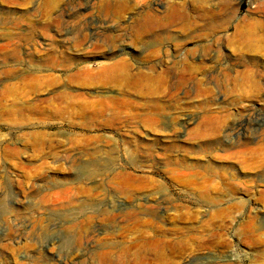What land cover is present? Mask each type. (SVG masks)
Segmentation results:
<instances>
[{"label": "rangeland", "instance_id": "obj_1", "mask_svg": "<svg viewBox=\"0 0 264 264\" xmlns=\"http://www.w3.org/2000/svg\"><path fill=\"white\" fill-rule=\"evenodd\" d=\"M173 1L0 0V264H264V49L236 53L264 0H182L196 23L135 44ZM214 41L232 65L175 85Z\"/></svg>", "mask_w": 264, "mask_h": 264}, {"label": "bare ground", "instance_id": "obj_2", "mask_svg": "<svg viewBox=\"0 0 264 264\" xmlns=\"http://www.w3.org/2000/svg\"><path fill=\"white\" fill-rule=\"evenodd\" d=\"M195 5L197 6V4L195 3L190 5L189 3L183 2L182 0H174L169 5H167L164 15L160 14L161 11H159V8H152L151 6L148 9L138 12L132 22L133 24H136V28H137L136 36H135L137 42L134 43L138 45L139 42L141 43L142 39L147 36L150 37L153 36L155 40L158 41V39H163L162 32L165 31L167 28L175 25L180 26L184 24L194 23L197 19V9H193ZM199 14L202 19H206V18L210 19L211 17L215 16L214 11H210V10H206V11L204 10V12H201ZM218 42L219 41L208 42L202 46V54H200L199 56L198 63H195L194 61L191 60L189 61V56L193 55L192 52L187 53L185 55V53H183L184 51L182 52L180 50L181 54H179L178 57H182L181 59H179V62L182 65V72L180 73L182 78H180V81H178L175 85L181 86L185 84L186 77L183 78L184 76L193 75L194 78L195 75L207 76L210 73V71H213L214 69H221L223 67L229 68L232 64L230 63V60L222 61L223 58L220 53L221 44ZM263 49H264V44L261 46L258 43H253V42L248 43L242 40L240 41V45L236 49V53L240 59L244 60L246 59L244 58L246 53L248 52L258 53ZM182 55L183 56L185 55V57H183ZM159 56L160 55L157 52L153 54L154 58H158ZM156 65L157 64L154 63L151 66V72L144 78V80H148L147 82L150 84H152L155 80L161 78V74H158L156 71L157 70V68H155ZM106 72L111 77H113L112 79L114 81H117V83L119 84H122L123 82H127L132 79L138 80L141 75V73L134 74L129 72V62L127 59H122L120 61H116L109 64L106 67ZM256 72L258 74L262 72L264 75V70H262V68L261 70L257 68ZM191 78L192 77H190V79ZM247 79L249 81L247 85L254 86L253 84H255L256 86L257 82L253 81L250 75L247 77ZM259 117L260 114H257L255 112L248 113V116H245L244 118L238 120L236 124L237 126L233 130H235L238 135H245L247 138L246 130L247 129L249 130L252 123L255 124L259 123L261 121Z\"/></svg>", "mask_w": 264, "mask_h": 264}]
</instances>
